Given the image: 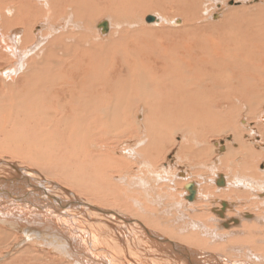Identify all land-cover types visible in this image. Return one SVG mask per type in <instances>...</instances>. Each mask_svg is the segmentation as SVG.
Listing matches in <instances>:
<instances>
[{
    "label": "bare ground",
    "instance_id": "1",
    "mask_svg": "<svg viewBox=\"0 0 264 264\" xmlns=\"http://www.w3.org/2000/svg\"><path fill=\"white\" fill-rule=\"evenodd\" d=\"M186 1H180V3ZM25 2L28 3L27 11L23 6ZM175 2L179 4L178 0ZM30 3L33 7L32 13ZM131 4L133 10L135 7L138 9L141 2L139 0L130 2L127 0H16L15 2L0 0V9H6L0 13V37L2 32L7 31L8 26L13 25L15 28L11 30L12 34L8 41L11 49H5L6 41L0 39V51L5 50L10 54L7 68L5 66L0 68L1 76L5 79L0 82V97H2L0 98V132H4L1 133L2 136L3 134L7 135L0 144V191L11 194L12 191L14 194L20 192L27 197L29 202L25 206H30L31 212H36L37 208L39 210V213L33 215L26 213L19 207L21 205L18 200L6 195L5 198L0 197V206H2L0 207V223L11 226V229L21 227L27 238H37L38 241L46 240L45 242L58 250L60 254L52 258V262H45L48 264H123V260L126 261V264H210V262L197 251H192L186 246L177 247L173 243L168 244L167 252L170 255H164L159 252L160 243L151 242L146 237L147 235L142 237L146 238L144 240L148 245L135 242L134 237L128 233L125 234L127 239L125 241L121 233L125 229L114 213L100 205L96 204L95 206L79 200L72 192L50 179L48 182H38L35 178L36 175L31 174L27 168H18V164L16 166L14 163L2 159L4 149L10 150L12 146H19L17 142H20V136L18 137L16 132L22 133L21 137L24 142H28L24 135L26 129L21 130V120H18L17 124L16 117L18 115L23 114L29 117L30 114L33 117H39L38 119L43 117V121H41L43 126L54 127L55 131L59 130L56 138L59 140V137H63L60 141L64 142L61 143L63 147H61L60 141L55 143L50 132L48 135L44 134V138L41 139V143L46 144L45 137H47L49 144L47 148L41 144L43 146L41 156L39 155L40 149L36 150L37 144L25 145L28 147L23 150H14L13 147V152L12 149L10 150L11 153L20 154L25 160H30L31 164L41 165L42 169L51 165L62 167L63 171L68 172V176L72 178L69 180L65 175L62 176L66 177V180L68 179L67 184L79 186L80 182L76 180L90 181L95 185L93 194L90 190L83 188L88 193L89 200H93V202L97 200L98 204H103L107 203L106 188L111 185L110 183L118 182L113 181L112 177L119 167L118 160L120 158L113 156V149L110 146L112 143L109 144V139L108 142L100 141L99 133L101 134L102 131L108 133L113 128L116 129L113 124L118 122L119 118L122 121H119L118 126L133 129L136 127L135 135L136 133L141 134L139 139L143 142V133H145L150 141L154 140L155 135L158 136L161 133L154 128V124L162 119V116H173L172 120L174 121L180 119L177 120L178 128L176 129L178 130L190 129V127L200 125L198 123L200 119L202 122H207L216 118L210 116L213 104L219 108L218 117L224 116L229 119L231 116H235L229 112L234 108L233 105L247 101L248 94L253 95L256 102H260L264 96L260 93L264 89L263 2L262 5L250 7L251 9L242 8V10L244 9L243 14L248 19L245 20L247 26L240 27L241 29H238V26L227 28L230 23L225 20L230 18V14H225L222 25H225L226 30L223 29L225 35L223 34L221 39L218 37L215 39L212 35L199 34L197 36L198 33L195 31L199 29V16L194 9L198 6L186 5L192 14L185 12L184 9L180 13L176 11L175 14H181V17L184 18L182 17L180 24L175 25L179 27H174L173 31L168 29L169 32H165L169 36V38H165L161 36L164 33L165 25L168 24L166 26L170 27L171 19H175V23H179V18L166 19L168 17L166 16L155 25H144L143 29L134 28V24L128 22L129 17L137 14L136 11L135 13L127 9ZM123 5L125 6L123 7ZM39 9L40 13L37 17ZM112 12L117 13L120 17L114 16L113 13L112 20L110 15ZM40 17L44 21V31L31 35L33 23ZM100 17H107L111 23L110 27L107 22H103L106 27L103 29V26H99L96 29L95 22ZM132 18L134 19V17ZM116 20H127L122 26L124 30L111 31L112 25L118 22ZM184 25L185 27H183ZM236 28L237 30H235ZM100 31L108 32L101 34ZM3 34L5 35V33ZM31 41H34L36 45L43 44V47L35 46V51L31 50L30 55H27L31 46L26 44ZM37 48L39 52H36ZM154 49L157 50L153 51ZM5 57L7 58V56ZM17 72L19 74L15 78L14 74ZM148 83H150L149 88ZM50 92L52 95L49 100L40 101L47 98ZM100 98L104 104L102 108H99L103 111L102 114L97 106ZM55 100L61 107L60 112L57 111L56 114L72 116V119L64 124H55L49 117L55 114L53 111ZM44 103L50 106L46 107ZM42 104H44L43 109ZM110 107H112L111 115ZM138 111L142 114L140 120H138V115L132 116L133 112L138 113ZM221 112L224 114L221 115ZM100 115L122 116V118H113L109 123L110 119L103 120V117L100 119ZM11 116H15V118ZM190 118L195 121L190 123ZM262 118L264 115L259 116L260 120ZM184 119L186 124L182 123ZM235 119H237V114ZM170 122L171 119L166 121L167 124ZM237 122L239 123V120ZM104 124L107 126L105 127ZM189 125L191 126L189 127ZM249 131L256 133L253 128H250ZM242 132L243 129L240 127L236 134L239 143L231 142V149L226 144V155L222 158L218 156L216 160L213 159L215 163H219L217 164L218 169L225 172L214 173L216 179L213 182L223 187H218L203 175L199 176L204 180L203 182L195 181L196 184H200L196 189L190 182L185 185L188 191L184 197L194 200L190 207H195L199 202L208 201L205 195L209 187L219 194L218 197L210 195L218 203L216 202L214 208L191 209L188 212L190 214L185 213L187 215H184V212L179 213L180 224L176 228L181 233L176 236L181 241L194 245L193 243L201 235L211 234L212 236H208L210 241H204L205 245L214 247L212 249H216L215 251H221L218 253L219 255H212L213 257L219 259L234 257L235 259L239 258L235 264H250V261L249 263L242 260V257L249 256L264 264V257L254 256L250 250L251 247L260 248L259 246H261L262 248L264 246V197L258 198L264 195V170H260L261 168L259 169L257 165L256 169L248 167L247 157L250 158L254 151L253 148L249 150L250 144L245 141L240 142ZM254 133L253 135H255ZM261 133L259 139L261 136L264 138L263 131ZM257 145L264 146V143L258 142ZM53 146L57 151L60 150L58 152L60 157H51ZM218 147L222 149V145ZM124 150L126 149L120 148L117 152L123 153ZM183 152L185 150H180V156ZM259 152H264V147ZM72 161L75 164H69ZM260 165L264 167V162ZM77 168L80 172L87 169L90 177H84L82 173L77 176L79 173ZM182 170H179L177 175L190 174L187 168ZM140 171L142 175H145L143 170ZM149 174L151 177L154 176V172H149ZM125 178L127 179L125 181L127 183L126 203H124L127 204L126 209L130 205L129 200L132 201L130 207L134 206L133 195L130 193L134 192L135 188L141 190L139 191L141 195L149 193L152 200L156 198L152 195L153 191L156 193L158 189L157 183L156 189L149 186L150 182L145 184L130 176H125ZM246 180L252 186L257 184L261 187L253 188L252 192L256 191V196L252 195L249 209L242 213L238 208L241 205H236L237 202L233 201L231 193H239L241 183H245ZM208 183H212V185L209 186ZM59 188L60 191H58ZM62 191L64 192L63 196L60 194ZM97 195L99 198L95 197ZM203 195L204 197H202ZM212 197L210 202L213 200ZM110 202H117V199L112 197ZM168 209L177 210L178 208L170 206ZM136 210L137 208H135ZM204 214L205 217L209 214L207 219L212 217L215 220L211 222V225L216 224V231H221L219 234L201 220ZM71 218H83L87 225V227H83L86 231L84 232L87 235L86 238L71 236L72 240L69 241L66 235H62L61 231L56 229L58 228L56 224L63 226L62 223L67 220L72 221ZM186 218L189 219L186 220ZM114 220L115 223H113ZM208 221L210 222V219ZM72 224L76 226V223ZM34 226H42L43 229L37 227L35 229ZM5 230L2 228L1 231ZM4 234H0V244L7 241ZM236 241H240L241 245H235ZM243 242H248L247 246L244 247ZM65 243H67L66 248ZM39 245L40 242H38ZM247 247L248 250L245 251L244 248ZM100 248L104 251L102 255L97 253L98 250L101 251ZM144 248H150L154 255L141 252L144 251ZM195 248L197 246H193V250ZM241 252L244 255H239ZM121 256L123 257L120 258ZM37 258L38 255L35 254L33 261L38 264L39 258Z\"/></svg>",
    "mask_w": 264,
    "mask_h": 264
},
{
    "label": "rangeland",
    "instance_id": "2",
    "mask_svg": "<svg viewBox=\"0 0 264 264\" xmlns=\"http://www.w3.org/2000/svg\"><path fill=\"white\" fill-rule=\"evenodd\" d=\"M15 1L16 0H11V2H15ZM127 1L130 2L133 0H127ZM139 1L141 2V4H140V7L138 9L135 7V9L133 8V10H132V4L127 8V9H130L131 12L136 11L138 14V15L135 14V15L128 18L129 19L128 22H130L131 24H134V26H133L134 28L136 27L138 29H140V28L143 29L144 25H155L160 20H163V18L165 19L166 16H168V17H166V19L167 18H176V19L179 18V23H175V19H173V20L171 19L170 23H172L171 25L173 27L171 25H170V27L166 26L168 24L165 25L164 33L161 36H163L165 38H169V36H167L165 32H167L168 29H171V31H173L172 29H175L174 27H179V26H175V25L180 24L182 22L183 16L181 17V14H178V13L183 12V9L186 10L185 12L188 13L191 10H189L187 8V6H191V5L193 6L194 5V6H198L194 10L196 11V13L199 16V18H198L199 19L198 20L199 29L196 30L197 32L195 31V33H198L197 36L199 34L200 35L204 34L206 36L212 35L213 38H215V39L217 37L220 39H221V37L223 38V34H224L223 29L226 30V27H224L225 25L224 24L222 25V23L225 20L224 19L225 14H230V18L225 20V21L230 23V25L228 24L229 27H227V28H234V27L238 26V29H239L240 27L242 28V27L247 26L245 20H247L248 18H246V15L243 14L244 9L242 10V8L255 7V5H258V4L262 5L261 3L262 2L264 3L263 0H193V2H192V0H189L190 3L188 0L185 3H180V1H185V0H178L179 4L176 3L175 0H173V1L172 0H139ZM31 4L32 3H30V11L32 13L33 7H31L32 6ZM218 4H220V5L218 6ZM27 5H28L27 2H25L23 5L24 9L26 8V11H27ZM124 6L125 5H123V7ZM199 6H201V7H199ZM122 9H120V10H122ZM5 10L6 9H0V13L5 11ZM176 11H179V12L175 14ZM39 13H40V9L38 10V13L36 15L37 17L39 15ZM113 13H114V16L120 17L115 12H112L110 15L112 16ZM171 13H172V15H170ZM149 15L154 16L155 19L153 20V22H146L145 21V18L148 17ZM37 17H35V18H37ZM132 17H134V19ZM114 18H116V17H114ZM112 20H113V16H112ZM122 20H116L118 22H117V24L115 22V24L112 25V28H110L111 31L114 32L115 30H117V32H118L119 30H122V29L124 30V27H122V26H124V22L127 20H125V21H122ZM109 21L110 20L107 17L98 18L95 22L97 24L96 29H98V27H99L98 24L101 22L102 23L107 22L108 26L110 27L111 23ZM43 24H44V21L41 19V17L36 19L33 23V27L31 28L30 34L36 35V34H40L42 31H44ZM183 27H185V25ZM183 27H180V28H183ZM7 28L8 29L6 32H2L0 39H2V40L5 39L6 44H7V47H5V49L9 50V48L11 49V46L8 44L9 36L12 34L11 30H13L15 28L13 25L8 26ZM23 29H24V27H23ZM235 30H237V28ZM24 32H25V29H24ZM107 32L108 31H106V32L100 31L101 34L107 33ZM3 33H5V35ZM146 34L148 35V33H146ZM151 36H153V35H151ZM103 41H101V42H103ZM103 43H105V42H103ZM26 45L31 46V49H29V52L27 55H30L31 50L35 51V48H34L35 46H37L38 48L43 47V44H37L36 45L34 41H31L30 43H28ZM38 48L36 49V52H39ZM156 50L157 49H154L153 51H156ZM2 53H4V54H2ZM5 56H7V58ZM8 57H10V54L7 51H5V50L0 51V68H2L4 66H5V68H7V63L9 61ZM25 59H26V57H25ZM17 74H19V72L14 74L15 78L17 77ZM1 75H2V73L0 72V82L2 80L3 81L5 80L3 78V76H1ZM149 87H150V83H148V88ZM257 93H258V90H257ZM260 93H262L264 95V89ZM51 95H52V93L50 92V94L47 98L41 99L40 101L49 100L51 98ZM253 97H254L253 95L248 94L247 101L242 102L240 104L237 103L236 105H233L234 108H232V111H229V112L232 113V115L235 114V116L237 114V119H235V116L230 117V114H229V117H230L229 119H227L224 116L218 117L219 115H217V113L219 114V108L217 106L215 107V105L213 104V106L211 108V110H213V111L211 113L212 115H210V116H215L216 118H213V120L207 121V122L206 121L202 122L201 119L199 121L197 120L200 125H198L197 127H192V128L190 127L191 125H189L190 129L186 128L187 130L186 129H180V130L176 129V128H178L177 127V125H178L177 120H180V119H175L176 121H174V120H172L174 118L173 116H162V119H159L158 122L154 124V128L157 129V131H160L161 133L158 136L155 135L154 140L151 139L150 141H149V138L146 137L145 133L142 132L143 133V142H142V140L139 139V136L141 134L136 133V135H135V132H137L136 127H135V129H133L131 127H123V126L120 127V126H118V123H120L119 121L120 120L122 121V119L119 118L118 122L113 124L116 129H114L112 127L113 130H110L108 133L107 132L103 133V131L101 134L99 133V136L101 137L100 141L108 142L110 140L109 144L112 143L110 146H111V149H113V156L116 158H120L118 160L120 162L119 167H118L117 171L114 172V176L112 177L113 181L115 180V182L116 181H118V182H116V183L112 182V183H110L111 185H109L108 188H106L107 193L105 192V195L107 194V198H106L107 203H103V204H98L97 200L95 202H93V200H89V195H88V193H86V190H84L83 188L90 190L91 193L93 194L94 189H95V185H93L90 181L84 182L83 180H76V181L80 182L79 186L67 184L68 179L72 180V178H70V176H68V172L63 171L62 167L59 168L58 166H52L51 165V166L44 167L42 169V167H40L41 165L38 166L37 164H31L30 160H25L20 154H16L15 151H14L15 152L14 154L11 153L10 150L13 147H14L13 148L14 150L15 149L23 150V149H26L28 146H31L32 144H37L36 150L40 149L39 150L40 151L39 155H40L42 152L41 148L43 147V146H41V144H42L41 139L44 138L43 137L44 134L48 135L51 132L50 134L53 137L55 143L56 142L58 143L63 138V137H59V140L56 138L57 133H59L58 132L59 130L55 131L54 127L50 128L49 126H47V127L43 126L44 124L41 122V121H43L42 120L43 117L41 119H38L39 117H37V116L33 117L30 114H29V117L24 116L23 114L22 115L20 114L16 117L17 118L16 121L21 120L20 121L21 130L23 128L26 129V131H24V135H25V138L28 140V142H26V143L24 142L23 138L21 137L22 133L16 132V135L18 134V137L20 136V139H19L20 142H17V144H19V146H12V148L10 150L4 149V151H3L1 149L3 151L2 152L3 153L2 159H6V160L10 161V163H14L16 166L18 164V166H17L18 168H27L28 171L31 172V174L36 175L35 178L37 179L38 182L39 181L48 182L50 179L54 183L57 182L58 185L63 186L69 192H72L79 200H81L83 202L85 201V202L92 204V205H95V206H96V204L100 205L103 208H105L106 210H109L110 212L114 213L117 216V219H118L119 223L121 224V226L125 229L124 232H121L123 234V239L125 241L127 240L125 238V234L128 233L134 237L135 242L148 245L147 241L144 240L146 238L142 237L144 235L145 236L147 235L146 237L149 238L151 240V242L160 243L159 252L164 254V255H170L167 252V248L169 247L168 244L173 243L177 247L178 246H186L188 249H190L192 251H197L198 253H200V255L202 257H204L206 260H209L210 264H225V263L235 264L236 260L239 259L237 257H236L237 259H235L234 257L231 259H219V258L213 257L216 255H219L218 253L221 251H215L216 249H212L214 247H212L210 245H208V246L205 245L204 241L205 242L210 241L208 236L209 235L212 236L211 234H209L208 236L206 234L201 235V237L198 239L199 241L197 240L193 243L194 245H191V244H189L190 242L181 241L178 238V236H176V234L181 233L178 231V229L176 227L179 226V224H180L179 213L184 212L183 214L187 215V214H190L188 212H190L191 209L197 210L200 208L204 209L206 207H211V208L215 207L214 205L216 204L217 200L213 199L212 196L215 195L218 197L219 194L214 192L213 191L214 189L212 187L208 188L209 189V190H207L208 195L205 193L206 194L205 197L207 196L208 201H205V202L202 201V203L199 202L198 204H196L195 207H190L191 203L194 200L193 201H192V199L188 200L184 197V195L186 194V191H188L187 188L185 187V185L188 184V182H190L193 184V188L196 189L197 186L199 187V185H200V184H196V182L198 180L201 182L204 181L199 176L203 175L207 178V180L213 182L216 179V175H214V173H225L223 170L218 169L217 164H219V163H215V160L218 156H220V158H222V156L226 155V152H227L226 147L229 145L228 147H229V149H231L230 148L231 142L239 143V138L236 136V134H237V131L240 130V127H241V129H243V132H242L243 134H242L240 142L245 141V143L250 144L251 148H249V150L253 148V151H254L253 155L250 156V158H248L249 156L247 157V159L249 161L248 167L249 168L254 167L256 169V165H257V167L259 169L261 168L260 170H264V167H262L260 165V164H263V162H264V152H259L260 150L262 151V147H264V146L261 145L262 147L261 146L259 147V145H257L258 142L264 143V138L262 136L259 139V135L260 134L262 135L261 132L263 131V133H264V129H263L264 118H262L261 120L259 119V116L264 115V96L262 97V99H260V102H256V100H254ZM0 98H2V97H0ZM101 101H102V99L100 98L98 105H97L98 109L102 108L103 107L102 105H104L103 102H101ZM5 102L8 104L7 101H5ZM44 104H46L45 105L46 107L50 106L47 103H44ZM44 104H42V109L44 108L43 107ZM111 108L112 107H110V110H109L110 115L112 114ZM59 109H61V107H59L57 105V101L55 100L54 109H53V111H55V114L52 116H49L55 122V124H58V125L64 124V123L68 122L69 119H72L71 118L72 116H62V114H59V113L56 114L57 111L60 112ZM99 112H101V114L103 113V111H101L100 109H99ZM223 114L224 113H222L221 115H223ZM59 115H61V116H59ZM15 116H11V117L15 118ZM132 116H137L138 120H140L142 117V114L140 111H138V113L133 112ZM99 117H100V119H102V117H103V120L110 119V120H108L109 123H111V119H113V118H117V117L122 118V116H103V115L102 116L100 115ZM47 119H48V117H47ZM169 119H171V122L167 124L166 121ZM240 119H241V121H240ZM12 120H13V118H12ZM237 120H239V123L237 122ZM19 121L17 122V124L19 123ZM182 121H183L182 123L186 124L185 119ZM192 121H195V120L193 118H190L189 122L192 123ZM36 122L38 125L36 124ZM226 122H227V124H226ZM235 122H237V123L235 124ZM260 123H261V125H260ZM238 125H239V127H238ZM104 126L106 127L107 125L104 124ZM259 126H261V127H259ZM62 127H64V126H62ZM227 127H228V129H227ZM232 127L236 128V129H233ZM44 128H46V129H44ZM58 128H59V126H58ZM248 128L249 129L253 128V130H255L256 133H254L253 131H249ZM175 130H178V131H175ZM233 130H234V132H232ZM235 130H237V131H235ZM37 132H39V133H37ZM1 133H4V132L3 131L0 132V144L3 141V138L5 136H7V135L4 136V134L2 136ZM253 133L255 135H253ZM38 134H39V137H38ZM129 134H130V136H129ZM131 134H133V135H131ZM45 140L47 141V143L42 144V145H44V147L47 148V145H49L47 137H45ZM188 140H189V142H188ZM62 142H64V141L63 140L60 141V144ZM226 144H227V146H226ZM25 145H28V146H25ZM219 145H222V149H219V147H218ZM61 147H63L62 144H61ZM54 148L55 147L53 146V150L51 151V157H53V156H56L57 158L60 157V154L58 153L60 150L57 151L56 148L55 149ZM120 148H123L126 150H124L123 153H121V152L119 153V152H117V150H119ZM13 149H12V152H13ZM182 149L185 150V152H183L180 156L179 152ZM18 152L20 153L21 151L19 150ZM213 159H215V160H213ZM134 162H136V164H133ZM72 163L75 164L73 161L70 162L69 164H72ZM231 166H233V165H231ZM89 167H90V164H89ZM150 168L152 170H149ZM185 168H187L190 171V174H187L185 176L177 175L179 170L183 171L182 169H185ZM77 170H78V168H77ZM140 170H143L145 175H142L140 173L141 172ZM149 172H154V174H153L154 176L151 177L150 176L151 174H149ZM65 173H67V174H65ZM81 173L84 175V177H90L87 169H84L81 172L79 171L77 176H79ZM63 175L68 177V179L66 180V177H62ZM69 175H70V173H69ZM118 175H120V176L118 177ZM125 176H130L132 179H134L136 181L141 180L145 184H148L150 182L151 183L149 185L150 187L153 186L156 189L158 187V189L156 190V193H155V191H153L155 194L152 192L153 193L152 196H154L156 198H154L152 200L149 193L146 195H144V194L141 195L139 193V191H141V190L138 188H135V191L130 193L131 195H133L132 199L134 201V203H133L134 206L130 207L132 201L129 200L130 205H129L128 209H126L127 204H124V203H126L125 202L126 201L125 191L127 188V183L125 181H127V179L125 178ZM62 178H64V179H62ZM65 180H66V182H65ZM226 181H227V179H226ZM156 183H157V187H156ZM214 183H215V185H217L216 182H213V184ZM225 184H227V183H225ZM225 184H223V185H225ZM250 184L251 183L248 180H246L245 183L244 182H243V184L241 183V186L243 188L241 189V186H240L239 193L238 192H236V194L231 193V195H233V201L237 202L236 205H238V206H239V204L241 205L238 208L240 209V211L242 213L246 212V210L249 209L250 200L252 199V195L256 196V191H255V193H253L252 191H254L253 188L257 187L258 185L256 184L255 186H252ZM208 185L211 186L212 183H208ZM249 185L251 186V188L249 187ZM217 186L223 187L222 185H217ZM63 187H61V188H63ZM260 187H261V185L258 186V188H260ZM26 191H28V190H26ZM58 191H60V188L58 189ZM247 191H249V194H247ZM60 194L63 196L64 192L62 191ZM6 195L11 196V198L14 200H18L20 205H21L19 207L22 208L23 210H25L26 213H32V215L35 213H39L38 208H37L36 212H31L30 206H25V204L29 201L27 200V197L23 196L20 192L17 194H14V191H12V194H11L10 192H1L0 191V197L5 198ZM210 195H212L211 197L213 199L211 202H210V199H211ZM95 197L99 198L98 195ZM112 197H115L117 199V202H110ZM202 197H204V195ZM263 197H264V195H262V197H258V198H263ZM213 201H215V202H213ZM119 203H122V204H119ZM170 206H175V208L177 207L178 209L177 210H174V209L169 210L168 208ZM0 207H2V206H0ZM135 208H137L136 211H135ZM225 208H226V206H225ZM206 210L209 211L208 209H206ZM185 213H187V214H185ZM213 214H215V213H213ZM208 216H209V214H207L206 217L204 214V216L202 217L201 220H203L205 222L206 226L213 228V230L219 234L221 231H219V230L216 231V229H217L216 224L213 223V225H211V222L215 221V220L212 217H209V219H210V222H209L208 221L209 219H207ZM215 216H216V214H215ZM71 219H72V221L67 220V221L63 222L62 223L63 226L60 224H56V226L58 227L56 229L58 231H61L62 235H66L67 239L69 241L72 240L71 236H76V237L83 236L84 238H86L87 235L84 233L86 231L83 229V227L84 226L87 227V225L84 222L83 218L82 219L71 218ZM188 219L189 218H186V220H188ZM219 219H221V218H219ZM71 222L76 223V226H74ZM172 222H175V224H172ZM113 223H115V220ZM181 225H183V224H181ZM35 227H37L38 229H43L42 226H34V228ZM2 228H4V230L6 228L7 231L6 230L1 231ZM145 228H146V230H145ZM0 229H1L0 234L5 233L4 237L7 238L6 242H2L0 244V264H31V263L37 264L33 261V257L35 254L38 255V258H39V259L37 258L38 264H41V263L44 264L45 262H48V261L52 262V258H54V257H56V255L60 254V252L58 250H56L53 246L49 245L48 242H45L46 240L45 241H41V240L38 241L39 239H37V238L36 239L27 238L26 235L23 233V229L21 227L11 229V226L4 225V224L0 223ZM75 230H77L78 232H74ZM173 232H175V234H173ZM33 240H34V242H32ZM38 242H40L39 246H38ZM36 243H37V245H36ZM66 244L67 243H65V248L67 247ZM234 244L235 245H241V242L236 241V243H234ZM242 244L245 247V245L248 244V242H243ZM33 245H35V246H33ZM193 246L194 247L197 246V248H195L193 250ZM259 247L260 248H255V247L252 248L251 247L250 248L251 253L254 256L259 255V256L264 257V246L262 248H261V246H259ZM102 248H100L101 251L98 250V252H97L100 255H102V253L104 252ZM207 250L209 252H206ZM244 250L245 251L248 250V247L244 248ZM137 251L139 252L138 249H137ZM141 252H143L144 254L146 253V254L154 255L153 251H150V248H144V251H141ZM214 252H216V254H213ZM239 255H244V253L241 252V253H239ZM122 257L123 256H121L120 258H122ZM57 258H60V257L57 256ZM242 258H243L242 260H244V261H248V262L250 261L251 262V263L249 262L250 264H261L259 261H257V259L249 257V256H247V257L245 256ZM105 259H107V258H105ZM122 262H123V264H126L125 260H123ZM45 264H48V263H45Z\"/></svg>",
    "mask_w": 264,
    "mask_h": 264
},
{
    "label": "water",
    "instance_id": "3",
    "mask_svg": "<svg viewBox=\"0 0 264 264\" xmlns=\"http://www.w3.org/2000/svg\"><path fill=\"white\" fill-rule=\"evenodd\" d=\"M154 19H155L154 16L149 15L148 17L145 18V21L146 22H153ZM98 26H103L102 28L104 29L106 27V24L101 22L98 24Z\"/></svg>",
    "mask_w": 264,
    "mask_h": 264
}]
</instances>
